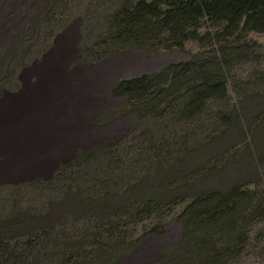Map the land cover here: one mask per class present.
I'll return each mask as SVG.
<instances>
[{
    "label": "rangeland",
    "instance_id": "1",
    "mask_svg": "<svg viewBox=\"0 0 264 264\" xmlns=\"http://www.w3.org/2000/svg\"><path fill=\"white\" fill-rule=\"evenodd\" d=\"M138 1L0 0V264H264V34L119 49L112 15ZM231 53L225 98L189 119L183 91L114 93ZM236 184L243 245L225 253L217 228L196 251L182 213Z\"/></svg>",
    "mask_w": 264,
    "mask_h": 264
},
{
    "label": "trees",
    "instance_id": "2",
    "mask_svg": "<svg viewBox=\"0 0 264 264\" xmlns=\"http://www.w3.org/2000/svg\"><path fill=\"white\" fill-rule=\"evenodd\" d=\"M203 20L219 30L200 36ZM251 32L264 34V0H139L130 6L123 5L112 15L108 41L119 49L142 46L157 51L181 49L188 41H227ZM233 55L239 56L231 53L226 62L212 60L182 65L184 68L179 75H176L178 66L172 65L159 76L124 80L118 83L114 93L143 99L162 86L164 102L169 96L183 91L178 96V105H181L178 113L180 118L189 119L203 112L209 101L225 98L227 73L237 64ZM251 201L249 192L238 184L226 191L200 195L181 215L182 237L193 240L196 251L213 252L216 245L209 238L212 231L219 228L227 233L229 246L224 252H234L237 246L243 245L236 232L241 225L240 207Z\"/></svg>",
    "mask_w": 264,
    "mask_h": 264
},
{
    "label": "bare ground",
    "instance_id": "3",
    "mask_svg": "<svg viewBox=\"0 0 264 264\" xmlns=\"http://www.w3.org/2000/svg\"><path fill=\"white\" fill-rule=\"evenodd\" d=\"M49 81V80H48ZM48 81H47V83H48ZM51 81V80H50ZM45 83V82H44ZM46 87V86H45ZM48 89V88H47ZM39 90H41V89H39ZM43 90V89H42ZM42 90H41V92H42ZM39 98V97H38ZM35 103V102H34ZM34 105H36L37 106V104H34ZM38 106H39V103H38ZM20 115V114H19ZM10 116V115H9ZM12 116V115H11ZM8 116H6L5 117V119L4 118H0V124H5L6 123V118H7ZM10 118H12V117H9V118H7V119H10ZM13 122V121H12ZM15 122V121H14ZM13 124V123H12Z\"/></svg>",
    "mask_w": 264,
    "mask_h": 264
}]
</instances>
